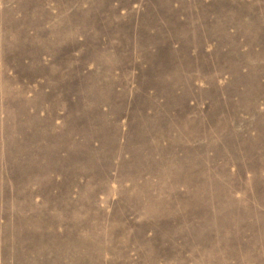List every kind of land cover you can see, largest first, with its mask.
Listing matches in <instances>:
<instances>
[{"label":"rangeland","instance_id":"374dc122","mask_svg":"<svg viewBox=\"0 0 264 264\" xmlns=\"http://www.w3.org/2000/svg\"><path fill=\"white\" fill-rule=\"evenodd\" d=\"M0 264H264V0H0Z\"/></svg>","mask_w":264,"mask_h":264},{"label":"bare ground","instance_id":"6f19581e","mask_svg":"<svg viewBox=\"0 0 264 264\" xmlns=\"http://www.w3.org/2000/svg\"><path fill=\"white\" fill-rule=\"evenodd\" d=\"M153 28L155 29L156 28V25H154Z\"/></svg>","mask_w":264,"mask_h":264}]
</instances>
